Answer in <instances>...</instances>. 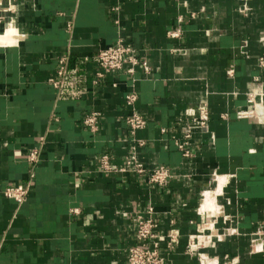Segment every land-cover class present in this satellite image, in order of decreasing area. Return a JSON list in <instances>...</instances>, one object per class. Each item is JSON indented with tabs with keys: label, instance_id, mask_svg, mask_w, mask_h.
<instances>
[{
	"label": "crops",
	"instance_id": "obj_1",
	"mask_svg": "<svg viewBox=\"0 0 264 264\" xmlns=\"http://www.w3.org/2000/svg\"><path fill=\"white\" fill-rule=\"evenodd\" d=\"M11 5L17 9L6 16L22 38L0 46V264H126L137 215L149 205L159 236L179 233L171 251L161 243L167 264H199L198 254L219 264H264V124L235 117L249 93L264 92V0ZM119 38L149 73L97 77L96 54ZM62 57L68 70L56 90L48 80L57 79ZM133 80L135 109L146 121L136 132L146 143L137 157L146 168L170 169L164 187L119 171L130 148L124 118ZM202 103L210 133L193 134L192 156L183 158L172 138H181ZM90 112L99 115L96 132L82 125ZM35 148L32 166L27 155ZM102 155L115 170L101 168ZM30 172L26 200L4 198ZM204 192L209 219L200 213ZM191 238L197 247L188 251Z\"/></svg>",
	"mask_w": 264,
	"mask_h": 264
},
{
	"label": "built area",
	"instance_id": "obj_2",
	"mask_svg": "<svg viewBox=\"0 0 264 264\" xmlns=\"http://www.w3.org/2000/svg\"><path fill=\"white\" fill-rule=\"evenodd\" d=\"M14 0H0V25L3 29L4 25L10 21L6 15L15 12L17 7L11 5ZM116 10V8H114ZM70 25L67 26V29ZM170 37H179L178 30H172L168 33ZM96 61L99 66L97 77L102 78L105 74H112L118 71H124L127 75H133L137 68H141L144 73H149V66L146 61L141 60L137 54L136 49L125 40L119 38L116 43L105 49H101L96 54ZM68 58L62 57L58 60V67L56 71L57 79L50 78L48 83L60 90L63 88L64 79L68 70ZM260 66H264V60L259 59ZM135 80L130 85L129 92L125 96V105L129 109V114L125 116L124 122L126 124L130 141L129 151L125 158L124 166L119 171H127L136 174L137 176L144 177L148 184H153L158 187H164L171 179V172L169 168L160 166L158 168H146L138 159L137 151L143 148L146 143L136 137V132L143 129L146 125L144 118L136 111L135 104L138 100V94L135 87ZM264 92L258 90L248 94L247 107L240 108L235 112L237 119L247 120L256 124H264V103L262 98ZM259 98V100L257 99ZM195 115L185 122L183 132L180 139H175L174 143L181 153L183 158L192 156L190 151V144L193 134L196 132L209 134V112L207 106L202 103L197 108ZM97 112H90L86 114L82 120V125L91 132L98 130ZM213 138V135L210 134ZM27 161L34 166L39 161V149H33L27 155ZM100 166L104 171L115 170L109 162L107 155L100 156ZM33 172L29 173V181L25 184L8 186L3 190V196L6 199L14 201L16 204L24 202L30 192L31 179ZM77 210H73L76 212ZM158 227L155 220V211L151 205L147 206L143 213L137 215L136 227L134 232V244L128 248L126 264H167L166 258L161 252V243L164 242L167 251H171L178 242V230L172 228L165 236H159L156 233ZM199 230H202V228ZM197 243L198 238L196 236ZM188 251L196 249L197 245L193 243V238L187 245ZM256 249V246L254 247ZM199 264H219L215 258H209L207 255L198 254Z\"/></svg>",
	"mask_w": 264,
	"mask_h": 264
},
{
	"label": "bare ground",
	"instance_id": "obj_3",
	"mask_svg": "<svg viewBox=\"0 0 264 264\" xmlns=\"http://www.w3.org/2000/svg\"><path fill=\"white\" fill-rule=\"evenodd\" d=\"M10 23H12L11 18H10V21L4 25L3 31L0 33V45H3V46L13 45L14 43H16L17 40L22 38V36H20L19 34L18 35H6L5 34L6 29ZM13 27L15 29H17L15 27L14 23H13ZM204 194H205V192L203 193L202 197L204 196ZM211 202H212V199H211L210 195H205L202 202H201V208H200L201 212L200 213L205 215V216L207 215L208 219L212 217V215H211ZM215 206H216V209L218 211L219 207H217L216 203H215Z\"/></svg>",
	"mask_w": 264,
	"mask_h": 264
},
{
	"label": "clouds",
	"instance_id": "obj_4",
	"mask_svg": "<svg viewBox=\"0 0 264 264\" xmlns=\"http://www.w3.org/2000/svg\"><path fill=\"white\" fill-rule=\"evenodd\" d=\"M13 23L14 22H12L8 25V27L6 29V33H5L6 35H18L19 34L18 30L13 27ZM0 46H3V45H0Z\"/></svg>",
	"mask_w": 264,
	"mask_h": 264
},
{
	"label": "rangeland",
	"instance_id": "obj_5",
	"mask_svg": "<svg viewBox=\"0 0 264 264\" xmlns=\"http://www.w3.org/2000/svg\"><path fill=\"white\" fill-rule=\"evenodd\" d=\"M12 19V17H10Z\"/></svg>",
	"mask_w": 264,
	"mask_h": 264
}]
</instances>
